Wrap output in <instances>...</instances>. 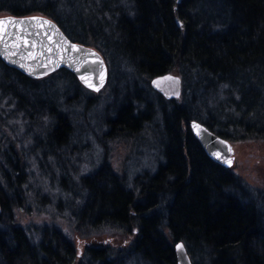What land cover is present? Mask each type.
Returning <instances> with one entry per match:
<instances>
[{
	"label": "trees",
	"instance_id": "16d2710c",
	"mask_svg": "<svg viewBox=\"0 0 264 264\" xmlns=\"http://www.w3.org/2000/svg\"><path fill=\"white\" fill-rule=\"evenodd\" d=\"M32 13L103 55L108 137L145 147L154 140L160 158L152 174L129 179L103 157L72 180L64 163L77 134L70 109L92 110L98 92L64 68L31 79L0 59V100L32 123V154L47 176L54 159L56 192L86 245L82 264H177L179 240L192 264H264L263 200L211 160L188 127L196 120L230 142L264 141V0H0V14ZM168 72L181 78L179 98L166 100L149 84ZM17 141L1 149L0 264H73L80 248L57 225L32 234L13 223L35 186ZM103 229L125 232L129 244L91 245Z\"/></svg>",
	"mask_w": 264,
	"mask_h": 264
},
{
	"label": "rangeland",
	"instance_id": "374dc122",
	"mask_svg": "<svg viewBox=\"0 0 264 264\" xmlns=\"http://www.w3.org/2000/svg\"><path fill=\"white\" fill-rule=\"evenodd\" d=\"M111 89L112 87L107 84L103 86L95 97L96 106L92 110H83V104L76 108L77 111H73V107L70 109L72 110L70 114L72 115V121L75 123L77 134L74 138L75 141L71 143L72 145L67 150L69 161L64 163H66L68 169H72L70 172L72 180L76 181V176L79 174L84 175L89 171H93L103 157H105L104 161L111 166L116 174L126 175L129 179L139 174L150 175L159 164L160 158L154 156L156 154L154 149L157 150V146L151 149L156 144L154 140L150 141L149 146L145 147L146 144L137 139H123L120 137L111 139L108 137L107 127L102 121L104 115H106L104 114L107 111L106 105L112 102L109 96ZM5 100H0V160L3 161L4 166H7L5 158L7 152L3 153L1 149L5 148L6 139H17L18 141L15 142L14 146L19 147V149L24 146L21 149V152H23L22 157H24L27 168H29L30 183L35 185L30 187V195L25 204L13 209V223L22 225L32 234H37L36 227L41 225H57L80 248V256L74 259L73 264H82L84 262L83 257L86 256L83 253L86 245L83 244L84 240L81 237H77V234L72 232L71 211L67 209L66 202L60 199L62 195L56 192L57 182L60 179L59 169L52 157L48 159L50 164L48 176L44 170L45 164L42 168L38 166L37 156L32 154L33 148L30 145V137L32 136L28 132L31 131L27 130L28 127L33 128L32 125H29L32 123L27 117L24 118L22 113L16 112L12 103ZM45 122L46 119L43 120V123ZM149 131L152 130H145L144 136ZM230 143L234 150V162L230 169L246 181L250 189L254 191V193L251 192L254 198L256 197L259 202L262 199L264 202V141L249 140ZM73 167H75V170ZM131 186L133 185L131 184ZM94 237L97 240L90 238L91 241H88L93 246L100 243V238L102 243L103 241L110 243L114 245V248L124 247L130 242L128 234L113 229L100 230ZM121 264L126 263L124 261Z\"/></svg>",
	"mask_w": 264,
	"mask_h": 264
},
{
	"label": "water",
	"instance_id": "95a60500",
	"mask_svg": "<svg viewBox=\"0 0 264 264\" xmlns=\"http://www.w3.org/2000/svg\"><path fill=\"white\" fill-rule=\"evenodd\" d=\"M3 20L24 21L22 24H9L5 31H0V59L6 66L31 79L43 78L64 68L72 72L83 87L96 93L106 84L108 66L103 55L91 45L69 39L57 22L47 15L3 14L0 21ZM149 84L166 100L181 95V78L172 72L151 78ZM188 127L211 160L225 168L232 166L234 150L228 139L218 136L196 120L190 121ZM174 250L177 264H192L181 240L176 242Z\"/></svg>",
	"mask_w": 264,
	"mask_h": 264
},
{
	"label": "snow or ice",
	"instance_id": "6c2138e0",
	"mask_svg": "<svg viewBox=\"0 0 264 264\" xmlns=\"http://www.w3.org/2000/svg\"><path fill=\"white\" fill-rule=\"evenodd\" d=\"M33 19H36V18H33ZM15 23H24V21H12V20H3V21H0V31H5L6 30V27L7 25L9 24H15ZM44 23H48L47 21H45ZM91 86V85H89ZM230 163V162H229Z\"/></svg>",
	"mask_w": 264,
	"mask_h": 264
}]
</instances>
